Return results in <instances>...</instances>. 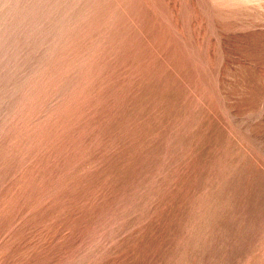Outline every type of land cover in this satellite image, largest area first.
Here are the masks:
<instances>
[{
	"label": "rangeland",
	"instance_id": "1",
	"mask_svg": "<svg viewBox=\"0 0 264 264\" xmlns=\"http://www.w3.org/2000/svg\"><path fill=\"white\" fill-rule=\"evenodd\" d=\"M0 264H264V0H0Z\"/></svg>",
	"mask_w": 264,
	"mask_h": 264
}]
</instances>
